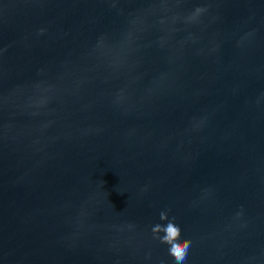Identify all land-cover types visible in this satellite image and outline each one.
<instances>
[{
  "label": "water",
  "instance_id": "water-1",
  "mask_svg": "<svg viewBox=\"0 0 264 264\" xmlns=\"http://www.w3.org/2000/svg\"><path fill=\"white\" fill-rule=\"evenodd\" d=\"M161 212L264 264V0H0V264H175Z\"/></svg>",
  "mask_w": 264,
  "mask_h": 264
},
{
  "label": "clouds",
  "instance_id": "clouds-1",
  "mask_svg": "<svg viewBox=\"0 0 264 264\" xmlns=\"http://www.w3.org/2000/svg\"><path fill=\"white\" fill-rule=\"evenodd\" d=\"M199 11H201V9H197V12ZM160 219L166 221V224L164 226L159 224L155 225L152 229L153 234L158 236V234L162 232L163 236L158 238L161 243L168 246V252L173 257L175 264H184L191 241H180V227L174 220H169L166 213L161 212Z\"/></svg>",
  "mask_w": 264,
  "mask_h": 264
}]
</instances>
